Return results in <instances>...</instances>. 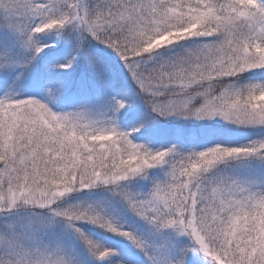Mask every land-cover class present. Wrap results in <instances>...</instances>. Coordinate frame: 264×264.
Returning a JSON list of instances; mask_svg holds the SVG:
<instances>
[{
  "label": "snow or ice",
  "instance_id": "obj_1",
  "mask_svg": "<svg viewBox=\"0 0 264 264\" xmlns=\"http://www.w3.org/2000/svg\"><path fill=\"white\" fill-rule=\"evenodd\" d=\"M0 264H264V0H0Z\"/></svg>",
  "mask_w": 264,
  "mask_h": 264
}]
</instances>
